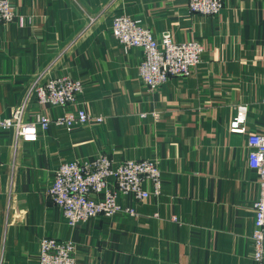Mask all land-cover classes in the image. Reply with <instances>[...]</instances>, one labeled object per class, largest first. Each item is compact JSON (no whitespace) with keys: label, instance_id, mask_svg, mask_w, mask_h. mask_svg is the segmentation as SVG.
Instances as JSON below:
<instances>
[{"label":"crops","instance_id":"1","mask_svg":"<svg viewBox=\"0 0 264 264\" xmlns=\"http://www.w3.org/2000/svg\"><path fill=\"white\" fill-rule=\"evenodd\" d=\"M11 1L26 21H0V117L24 104L26 120L80 108L94 119L52 123L35 141L0 131V264H40L44 236L72 240L77 264H258L259 175L248 133L231 124L244 106L248 132L264 133V0H223L216 15L190 11L189 0ZM121 14L158 41L169 32L201 42V62L149 88L139 74L144 49L114 35ZM41 74L81 80L84 90L68 106L41 104L32 89ZM101 153L115 163L157 159L162 191L147 180L148 198L119 195L135 214L71 226L47 188L62 163Z\"/></svg>","mask_w":264,"mask_h":264},{"label":"built area","instance_id":"2","mask_svg":"<svg viewBox=\"0 0 264 264\" xmlns=\"http://www.w3.org/2000/svg\"><path fill=\"white\" fill-rule=\"evenodd\" d=\"M224 7L223 0H189V9L203 15H216ZM18 19L21 24L26 18L16 11L11 0H0V21L8 23ZM113 32L125 49L141 47L144 57L139 74L151 89L165 83L171 76H189L201 62L204 45L196 40L176 41L172 34L164 32L158 41L150 29L139 19L121 14L113 19ZM43 74L34 82L33 90L41 104H74L84 90L81 80L69 76H54L42 80ZM25 105H18L12 116L0 117V131L14 129L18 139L35 141L39 130L47 129L52 123L70 128L77 123L94 119L85 109L71 110L53 118L41 114L36 120L24 118ZM102 120V117H96ZM232 130L247 132L250 147L248 163L259 175L260 194L254 202L255 218L252 234L254 259L264 263V133L248 132L246 108L240 106L232 121ZM153 184V193L162 191V169L157 159H126L119 163L107 154L84 160L62 163L54 172V179L47 188V195L60 207L67 223L76 226L82 221L98 215L111 216L126 211L135 214L134 208L124 206L119 195L134 194L146 199L151 192L144 187L145 181ZM176 219V217L174 218ZM77 246L72 240L45 236L41 239L40 264H77Z\"/></svg>","mask_w":264,"mask_h":264},{"label":"rangeland","instance_id":"3","mask_svg":"<svg viewBox=\"0 0 264 264\" xmlns=\"http://www.w3.org/2000/svg\"><path fill=\"white\" fill-rule=\"evenodd\" d=\"M95 19H96V18H92V21L95 20ZM42 80H45V79L42 78ZM32 89H33V87H32ZM44 237H45V236H44Z\"/></svg>","mask_w":264,"mask_h":264}]
</instances>
